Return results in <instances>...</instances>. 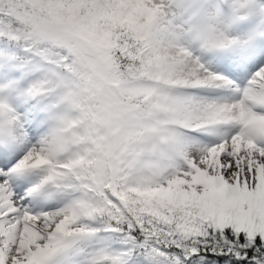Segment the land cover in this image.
Masks as SVG:
<instances>
[{"label":"snow or ice","instance_id":"snow-or-ice-1","mask_svg":"<svg viewBox=\"0 0 264 264\" xmlns=\"http://www.w3.org/2000/svg\"><path fill=\"white\" fill-rule=\"evenodd\" d=\"M0 264H264V0H0Z\"/></svg>","mask_w":264,"mask_h":264}]
</instances>
